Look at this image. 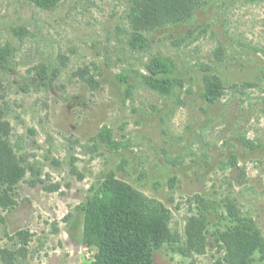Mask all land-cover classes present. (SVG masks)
<instances>
[{"label":"rangeland","instance_id":"1","mask_svg":"<svg viewBox=\"0 0 264 264\" xmlns=\"http://www.w3.org/2000/svg\"><path fill=\"white\" fill-rule=\"evenodd\" d=\"M194 2L186 21L142 27L150 48L138 52L132 0H0L2 138L26 171L0 189V264L92 260L87 202L111 176L166 210L171 239L155 264H217L238 226L264 245V0ZM153 58L171 59L182 87L153 90ZM206 79L221 89L213 103ZM103 126L120 151L99 140ZM195 220L203 243L189 237Z\"/></svg>","mask_w":264,"mask_h":264},{"label":"trees","instance_id":"2","mask_svg":"<svg viewBox=\"0 0 264 264\" xmlns=\"http://www.w3.org/2000/svg\"><path fill=\"white\" fill-rule=\"evenodd\" d=\"M28 1L46 10L61 0ZM194 1L132 0L131 19L135 29L128 39V46L134 51H147L150 41L141 32L142 27L155 28L186 21L193 12ZM10 56L11 50L0 44V66H5ZM148 71L147 83L155 91L170 94L175 85L182 87V81L173 77L175 64L171 59L153 58ZM206 86L203 97L213 103L221 95L220 86L210 79H206ZM2 115L0 111V189L18 184L26 173L16 162L8 141L2 138L9 135L8 124L3 122ZM113 133L111 128L103 126L99 140L109 150L118 152L123 146L115 140ZM101 186L104 196L87 202L83 242L94 251V256L85 264H155V252L171 239L164 207L114 176L105 179ZM3 201L4 196L0 195V203ZM203 227L201 220L190 223L188 234L192 241L204 242ZM242 227L223 236L228 253L217 264H251L257 250L264 252L261 234L253 231V225Z\"/></svg>","mask_w":264,"mask_h":264}]
</instances>
